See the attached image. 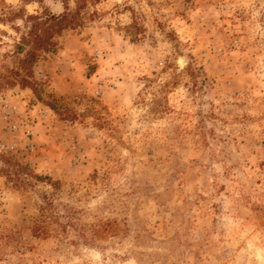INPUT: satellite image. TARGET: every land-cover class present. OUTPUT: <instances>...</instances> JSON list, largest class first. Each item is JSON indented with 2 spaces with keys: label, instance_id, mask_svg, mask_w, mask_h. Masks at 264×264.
Returning <instances> with one entry per match:
<instances>
[{
  "label": "rangeland",
  "instance_id": "374dc122",
  "mask_svg": "<svg viewBox=\"0 0 264 264\" xmlns=\"http://www.w3.org/2000/svg\"><path fill=\"white\" fill-rule=\"evenodd\" d=\"M0 169V264H264V0H0Z\"/></svg>",
  "mask_w": 264,
  "mask_h": 264
},
{
  "label": "trees",
  "instance_id": "16d2710c",
  "mask_svg": "<svg viewBox=\"0 0 264 264\" xmlns=\"http://www.w3.org/2000/svg\"><path fill=\"white\" fill-rule=\"evenodd\" d=\"M0 171H1V169H0ZM38 179L44 180V178H42V177H39Z\"/></svg>",
  "mask_w": 264,
  "mask_h": 264
}]
</instances>
